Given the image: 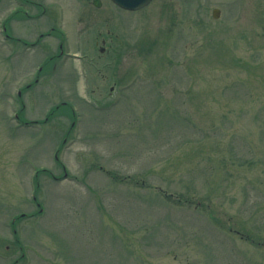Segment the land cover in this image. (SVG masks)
Masks as SVG:
<instances>
[{
  "label": "rangeland",
  "instance_id": "374dc122",
  "mask_svg": "<svg viewBox=\"0 0 264 264\" xmlns=\"http://www.w3.org/2000/svg\"><path fill=\"white\" fill-rule=\"evenodd\" d=\"M101 1L0 0V264H264V0Z\"/></svg>",
  "mask_w": 264,
  "mask_h": 264
},
{
  "label": "water",
  "instance_id": "95a60500",
  "mask_svg": "<svg viewBox=\"0 0 264 264\" xmlns=\"http://www.w3.org/2000/svg\"><path fill=\"white\" fill-rule=\"evenodd\" d=\"M112 2L125 10H139L147 6L151 2V0H112ZM93 4L96 7H101L102 1L93 0ZM212 14L214 18H219L221 15V11L218 8H215Z\"/></svg>",
  "mask_w": 264,
  "mask_h": 264
},
{
  "label": "flooded vegetation",
  "instance_id": "af4514ba",
  "mask_svg": "<svg viewBox=\"0 0 264 264\" xmlns=\"http://www.w3.org/2000/svg\"><path fill=\"white\" fill-rule=\"evenodd\" d=\"M104 42V41H103Z\"/></svg>",
  "mask_w": 264,
  "mask_h": 264
}]
</instances>
